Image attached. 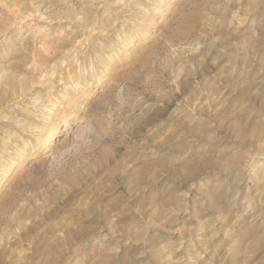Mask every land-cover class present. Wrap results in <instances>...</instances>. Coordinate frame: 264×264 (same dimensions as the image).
Listing matches in <instances>:
<instances>
[{
  "label": "rangeland",
  "instance_id": "obj_1",
  "mask_svg": "<svg viewBox=\"0 0 264 264\" xmlns=\"http://www.w3.org/2000/svg\"><path fill=\"white\" fill-rule=\"evenodd\" d=\"M0 264H264V0H0Z\"/></svg>",
  "mask_w": 264,
  "mask_h": 264
},
{
  "label": "clouds",
  "instance_id": "obj_2",
  "mask_svg": "<svg viewBox=\"0 0 264 264\" xmlns=\"http://www.w3.org/2000/svg\"><path fill=\"white\" fill-rule=\"evenodd\" d=\"M111 251L115 253V252H118L119 249L113 248V249H111Z\"/></svg>",
  "mask_w": 264,
  "mask_h": 264
}]
</instances>
